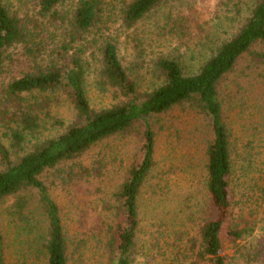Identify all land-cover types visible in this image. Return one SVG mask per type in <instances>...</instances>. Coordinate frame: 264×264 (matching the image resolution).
Listing matches in <instances>:
<instances>
[{
    "label": "trees",
    "instance_id": "obj_1",
    "mask_svg": "<svg viewBox=\"0 0 264 264\" xmlns=\"http://www.w3.org/2000/svg\"><path fill=\"white\" fill-rule=\"evenodd\" d=\"M162 1L0 0V210L13 200L5 220L0 215V264H8V247L16 248L23 264H87L82 253L90 233L101 251L98 264H138L144 214L151 227L161 228L157 237L150 236L155 246L163 248L162 240L173 247L162 261L153 256L144 264H227L228 244L249 234L246 229L224 234L232 213L233 161L221 86L246 54L264 46V0L196 72L185 74L177 59L162 58L156 67L162 82L142 91L122 61L113 25L120 19L132 28ZM181 14L168 18L175 36L198 24ZM92 88L104 99L99 106L90 99ZM49 93L66 96L74 119L57 136L34 141L41 116H49ZM182 105L195 109L210 128L206 186L213 211L206 218L182 208L183 202L170 207L168 194L161 198L165 210L156 196L148 211L142 207L157 165L152 120ZM139 123L144 127L140 160L128 170L113 203L96 213L93 228L92 210L83 211L75 231L79 244L71 253L72 235L53 191L83 188L88 198L94 196L95 170L79 159ZM5 221L15 230L10 243ZM253 248L251 262L258 263L264 250Z\"/></svg>",
    "mask_w": 264,
    "mask_h": 264
},
{
    "label": "rangeland",
    "instance_id": "obj_2",
    "mask_svg": "<svg viewBox=\"0 0 264 264\" xmlns=\"http://www.w3.org/2000/svg\"><path fill=\"white\" fill-rule=\"evenodd\" d=\"M13 1L17 3V0ZM257 2L259 0H164L132 28H127L119 19L113 25V32L122 61L142 91L162 82L156 68L162 58L177 59L184 73L192 74L212 50L232 37ZM179 14L198 24L192 30L185 28L175 36L171 32L173 22L168 18ZM261 55H264V46L255 47L253 54H246L221 86L233 161L230 177L232 213L225 223L224 234L228 230L249 231L240 240L228 244L225 252L227 264H264V259L258 263L251 262V255L257 252L254 245L258 244L264 250V58ZM45 96L51 99L52 104L47 108L49 116H41L42 127L34 141L57 136L74 119L73 108L65 95L49 93ZM90 99L96 106L104 100L94 88L90 89ZM152 125L157 141V165L147 188L150 196L142 202L144 211H148L150 197L155 196L160 209L165 210V205L161 208V198L168 194L173 200L170 207L174 204L180 206L183 202L186 205L181 207L198 213L199 219L209 217L213 210L206 186V149L210 140L206 120L189 105H182L154 117ZM143 128L139 123L130 133L99 143L79 159L95 170L94 196L88 198L83 188L72 190L73 193L62 188L53 191L72 235L71 253L76 252L79 244V235L75 231L83 221V211L92 210L89 222L93 228L96 213L105 212V208L113 203L114 194L128 170L140 160ZM12 202L8 199L1 206L2 220L6 217L3 216L5 209ZM150 221L144 214L138 264L146 263L153 256L162 261L173 248L166 247L162 240L163 248L155 246L150 236L157 237L155 231L161 228L151 227ZM5 224L9 233L8 243L13 242L15 230L9 227L8 221ZM86 241L83 259L87 264H98L101 251L91 233ZM15 251L16 248L9 250L8 247V264H23L20 254ZM250 251L253 252L251 255ZM77 257L78 253L74 255V261Z\"/></svg>",
    "mask_w": 264,
    "mask_h": 264
}]
</instances>
